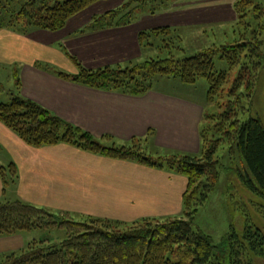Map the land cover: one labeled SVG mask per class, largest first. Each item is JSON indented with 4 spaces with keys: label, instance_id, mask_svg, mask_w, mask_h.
<instances>
[{
    "label": "trees",
    "instance_id": "1",
    "mask_svg": "<svg viewBox=\"0 0 264 264\" xmlns=\"http://www.w3.org/2000/svg\"><path fill=\"white\" fill-rule=\"evenodd\" d=\"M100 1L0 0V30H13L19 34L37 29L59 31L72 17ZM175 1L125 0L121 9H112L98 20L110 17L130 23L132 15L145 11L146 6L151 5L156 10L163 5L167 8ZM233 7L236 19L229 28L233 33H239L229 44L218 47L214 44L188 57H177L170 52V56L150 58L125 68L89 69L66 51L78 73H59L62 78H71L92 88L133 95L149 92L156 87L160 77L179 78L187 84L205 79L208 83L207 103H214L230 74L229 70H215L216 55H219L218 58L229 63L231 70L237 67L239 71L228 91L227 111L217 115L204 113L202 149L198 154L174 152L168 158H155L141 139L134 140L131 145L116 141L104 145L91 133L24 97L19 87L17 93H11L9 101L0 99V122L32 147L65 142L108 158L137 161L154 168L168 166L188 178L183 195V216L173 218L142 217L122 221L82 216L81 220H75L69 212H55L20 199L0 201V237L33 229L66 230L63 240H34L19 253L7 254L0 264H264V231L249 218L243 231L232 232L221 248L210 236L193 227L199 208L220 186L219 152L226 150V146L228 155L240 163L236 170L241 182L250 193L264 200V121L254 114L245 119L238 110L242 96H248L247 91L254 89L264 71V37H259L264 34V0H234ZM176 30L172 26L142 30L139 40L144 46L172 49ZM248 74L252 78L246 83ZM14 75L19 86L16 70ZM243 86L245 91H242ZM9 168L12 179H7L5 168L0 167L5 186L18 176L14 163Z\"/></svg>",
    "mask_w": 264,
    "mask_h": 264
},
{
    "label": "crops",
    "instance_id": "2",
    "mask_svg": "<svg viewBox=\"0 0 264 264\" xmlns=\"http://www.w3.org/2000/svg\"><path fill=\"white\" fill-rule=\"evenodd\" d=\"M223 1L218 0L217 4L226 13L215 11L217 4L209 7L193 0H176L173 7L167 8L169 13L175 12L171 17L176 20L164 25H150L156 12L144 15L143 19L133 17L130 23L110 17L98 20L114 6L95 9L90 6L59 31L37 29L19 34L2 29L0 45L11 46L15 53L12 62L21 64L14 70L20 81L17 88L24 97L91 133L104 145L113 141L131 145L141 139L145 147L152 146L158 152L198 154L202 149L205 113L202 103L157 86L142 95L92 88L62 78L59 73H78L66 51L89 69L125 68L140 63L151 48L140 43L142 30L193 26L200 21H234V2L230 3L235 13L232 20L231 8ZM5 57H9L8 53ZM0 143L13 153L9 163L0 161V167L16 165L18 176L11 183L20 200L55 212H69L74 217L123 221L176 217L184 212L183 195L188 178L171 167L154 168L137 161L108 158L65 142L32 147L2 122ZM2 192L7 189L0 175ZM25 245L20 233L1 236L0 257L18 252L14 250Z\"/></svg>",
    "mask_w": 264,
    "mask_h": 264
},
{
    "label": "rangeland",
    "instance_id": "3",
    "mask_svg": "<svg viewBox=\"0 0 264 264\" xmlns=\"http://www.w3.org/2000/svg\"><path fill=\"white\" fill-rule=\"evenodd\" d=\"M125 0H102L98 3L93 4L90 8L97 7H111L114 6V9H121ZM204 4L207 6L213 7L216 6L218 0H193V2ZM231 1L234 0H224V4H229L231 10V19L234 16V11L231 7ZM217 4V6H218ZM211 5V6H210ZM173 7V3L169 5ZM214 8L215 11L219 13H226V10H221L219 6ZM147 9L141 12H135L132 16L138 18H144V15H152V12L155 13V17L152 19L150 25L169 23L170 21H175L176 18L171 16L174 15V11L169 13L167 8L161 6L160 8H155L149 5L146 6ZM169 7V8H170ZM182 6H178L180 8ZM93 9V10H94ZM207 9V7H204ZM151 12H150V11ZM179 10V9H178ZM147 12V13H146ZM230 19V20H231ZM141 20V19H140ZM229 20V21H230ZM233 20V19H232ZM192 22V21H191ZM232 21H200L197 24L190 25H175L173 28H177L176 35H174L175 47L172 49L169 48H160L157 45L152 46L149 50H146L147 54H144L140 60L143 62L150 58L157 57H167L170 56L172 52L177 57H188L194 53L204 50L207 47H211L216 44L214 47H218L222 44H229L233 42L237 37L238 33H233L232 29L230 30V24ZM178 24V23H175ZM231 31V33H230ZM15 32L16 31H12ZM260 38L264 37V34L259 35ZM169 39L168 37H165ZM177 46V47H176ZM264 49V44L262 45ZM11 46H2L0 45V99L4 102L9 101L12 96L11 93H17V80L14 76L15 68H20L21 64L19 62H12L15 53L12 52ZM8 53L9 57H5ZM219 55H216L215 59V70L224 71L229 70L230 74L228 76V82L222 86L223 91L216 97L214 103H207V91L208 83L205 79H200L195 84L184 83L179 78L175 77H160L156 81L157 88H161L167 91H172L177 95H182L184 97L196 100L203 104L206 115H217L227 111V104L229 99V89L233 86V83L238 75V68L230 69L229 63L225 60L218 58ZM10 58V61H9ZM139 62H134V65ZM53 65V64H52ZM262 76L261 79L257 82V85L252 91L248 90L246 94L248 96H242V101L238 110H241V116L243 118H248L249 115L254 114L260 116L264 121V71L260 73ZM252 78L249 74L246 78V83ZM245 83V84H246ZM247 86V84H246ZM224 88L226 91L224 92ZM242 91H245L243 86ZM220 104H223L220 106ZM238 113V114H239ZM207 125V121H204ZM204 124H202L203 126ZM148 152L152 154L155 158L171 157L174 153H164L158 152L152 146L146 147ZM0 152V161L9 163L12 159L13 153L8 146L2 145ZM221 156V157H220ZM219 157L221 160V172L222 179L220 186L210 195L206 204L199 208L198 213L196 214L193 227L195 230L200 231L211 237L213 243L219 248L224 247L227 241L230 239V234L234 231L241 233L245 227L246 219L249 218L257 227L261 228L264 231V200L250 193L249 190L244 186L241 180L238 177V172L236 170L237 166L240 165L237 159H233L227 153L226 150H221L219 152ZM5 176L7 179L11 178L12 173L9 166L5 167ZM7 192L0 193V201H14L18 199V194L16 187L9 184L6 186ZM26 202V201H25ZM29 203V202H28ZM183 216L179 214L176 217ZM173 218V217H172ZM75 220H81V216H75ZM164 219V218H160ZM118 220V219H117ZM123 221V220H122ZM24 237L25 248L29 242L34 240L42 241L45 239H51L53 241H61L66 237L65 229H33L30 231H25L20 233ZM22 248H18L14 251L18 253ZM5 258V257H4ZM4 258L0 257V261Z\"/></svg>",
    "mask_w": 264,
    "mask_h": 264
}]
</instances>
